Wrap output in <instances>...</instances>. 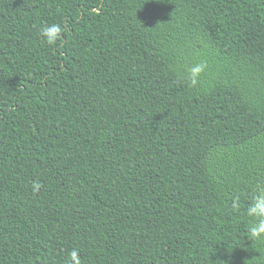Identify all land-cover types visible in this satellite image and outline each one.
<instances>
[{"label": "trees", "instance_id": "1", "mask_svg": "<svg viewBox=\"0 0 264 264\" xmlns=\"http://www.w3.org/2000/svg\"><path fill=\"white\" fill-rule=\"evenodd\" d=\"M257 186L264 0H0V264H264Z\"/></svg>", "mask_w": 264, "mask_h": 264}, {"label": "clouds", "instance_id": "2", "mask_svg": "<svg viewBox=\"0 0 264 264\" xmlns=\"http://www.w3.org/2000/svg\"><path fill=\"white\" fill-rule=\"evenodd\" d=\"M64 29L60 24L45 25L40 30V35L43 40L49 44L54 45L61 39ZM207 62L200 60L194 63L191 67H185L183 78L187 82V86L195 89L199 86L201 78L206 72ZM41 185L39 183L33 184V192H39ZM232 208L239 210L240 197L235 196L232 200ZM247 216L251 219L248 227L250 238L253 240L264 239V186H257L255 193L251 196L246 209ZM71 264H81L80 255L77 250L70 253Z\"/></svg>", "mask_w": 264, "mask_h": 264}]
</instances>
